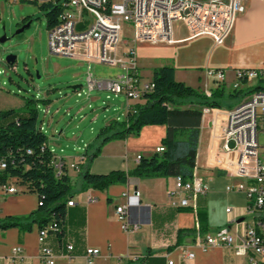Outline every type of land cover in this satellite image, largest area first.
I'll use <instances>...</instances> for the list:
<instances>
[{
  "label": "crops",
  "instance_id": "crops-1",
  "mask_svg": "<svg viewBox=\"0 0 264 264\" xmlns=\"http://www.w3.org/2000/svg\"><path fill=\"white\" fill-rule=\"evenodd\" d=\"M175 40L174 44L137 46V66L144 81H152L154 69L169 66L175 69L178 82L205 94L219 87L230 88L237 70H264V0L240 2L233 28L221 45L206 35L189 38L183 26H176ZM138 51L142 54L138 55ZM210 70L223 71L225 84H218L208 74ZM145 73L150 74V79L145 78ZM141 104L142 101L126 98L124 107L114 110L109 118L105 116L103 128L114 121H125L129 112ZM228 110L223 108L221 113L211 111L203 116L194 173L208 183L209 192L198 197L189 208L174 206L173 202L178 200L169 197L176 178L130 177L127 183L114 184L104 190H82V175L70 165L76 164L80 168L86 163L85 152L78 153V145L86 144L87 152L91 144L84 141L86 132L81 131L72 141L57 125L52 132L53 145L49 146L69 165L68 175L72 179L70 201L74 205L67 208L63 233L48 232L45 240L56 264H88V249L100 252L93 264H140L142 261L144 264H250L247 257H238L222 247L204 251L194 245L198 230L204 237L222 229L242 234L243 222L249 217L245 194L227 190L239 180L221 168L226 161H220L223 154H220L215 127L225 121ZM93 111V114L85 115L84 107L79 109L80 117L85 115L83 122L88 121L91 131H95L93 126L100 120L99 116L93 117L97 110ZM105 113L110 112L106 110ZM165 136V126H147L138 137L111 141L91 162L90 173L108 175L132 171L138 166L139 157L150 158L157 153ZM63 139L73 146L67 148L69 152L62 148L58 154L54 144L58 146ZM136 191L140 192L139 198L134 196ZM38 205V196L23 190L18 194L0 195V221L27 216L37 210ZM121 206L127 208L130 224L136 226V230L128 233L122 229L116 215V209ZM228 208L232 210L230 213L226 212ZM39 235L40 229L36 225L31 231L18 228L0 230V264H42ZM68 246L74 249L69 251ZM17 247L22 249L19 256L14 253ZM185 249L192 251L195 257L184 259Z\"/></svg>",
  "mask_w": 264,
  "mask_h": 264
},
{
  "label": "built area",
  "instance_id": "built-area-1",
  "mask_svg": "<svg viewBox=\"0 0 264 264\" xmlns=\"http://www.w3.org/2000/svg\"><path fill=\"white\" fill-rule=\"evenodd\" d=\"M20 0H9L17 3ZM22 1V0H21ZM242 0H48L47 3L58 7L61 12L58 23L49 29V49L54 55L83 60L88 64H101L120 67L122 74L110 78H98L92 73L87 75V90L77 89L78 98L97 91H106L114 97L125 96L129 100L142 101L146 94L153 92L151 82L144 81L137 66V46L139 44H174L176 26H183L189 38L210 36L218 45L224 43L231 32L239 4ZM126 26L130 27L132 41L125 42ZM208 74L218 84H225L226 75L220 70H210ZM258 81L260 90L246 96L229 109L225 121L217 123L215 133L220 142V161H226L222 168L238 184L228 186L229 192H243L247 199L248 214L252 223L243 222L242 234L231 233L228 229L219 230L214 235L202 236L198 230L194 245L206 251L212 247L230 250L238 257H247L250 264H264V154L260 153L259 134L264 132V70H237L233 89L238 86L251 88ZM211 96V93H207ZM111 99V96L107 97ZM215 110V113H221ZM49 114V109L44 111ZM131 112H135L132 109ZM211 112L204 109L203 116ZM69 116V112H68ZM41 130L45 132V123ZM50 147V146H49ZM54 155L52 164L59 176L64 168H68L63 157ZM87 146L84 147L86 152ZM164 148H157L162 153ZM141 160V157L138 158ZM70 167L77 171L76 164ZM7 168L6 160L0 159V173ZM14 180L2 182L0 179V195H13L22 192L13 183ZM209 192L208 183L194 173L189 182L177 177L175 187L169 191L173 205L189 208L193 202ZM134 196L140 197L136 191ZM74 202L69 201L68 206ZM232 210L228 208L227 213ZM116 215L125 232L137 229L130 224L126 207H118ZM49 229L40 230V260L42 264H56V258L45 240ZM73 246H68L72 251ZM16 255L22 249H14ZM99 250L88 249V264H93ZM184 259H193L195 254L189 249L183 250ZM169 264H173L170 262Z\"/></svg>",
  "mask_w": 264,
  "mask_h": 264
},
{
  "label": "trees",
  "instance_id": "trees-1",
  "mask_svg": "<svg viewBox=\"0 0 264 264\" xmlns=\"http://www.w3.org/2000/svg\"><path fill=\"white\" fill-rule=\"evenodd\" d=\"M45 13L47 28L58 23L61 10L50 4L40 5ZM151 89L141 105L135 106V112H129L125 121L111 122L103 128L96 138L93 149L84 153L86 163L80 165L83 178L82 190H104L114 184H125L130 177L139 179L177 178L189 182L194 177L200 144L204 109L222 110V99L227 89L219 87L211 96L194 89L175 79V69L164 66L153 70ZM234 90L229 94L241 102L246 96L260 90L251 87ZM76 91V90H75ZM231 105L229 109L233 108ZM23 115L21 110H0V159L6 160L7 168L0 173L2 182L14 180L17 186H23L24 192L36 194L39 198L37 210L23 217H9L0 221V230L18 228L31 231L33 226L40 230L52 225L58 235L63 233L68 202L71 198L72 179L64 168L61 175L56 174L52 164L54 155L48 143V137L41 130L37 101L28 99ZM165 126L166 136L161 141L162 153L150 158H141L138 166L129 172H112L108 175L90 173L91 162L101 154L102 148L115 140H127L138 137L144 127ZM204 220V215H200ZM205 229V224H202ZM191 233V232H189ZM142 261L140 264H144Z\"/></svg>",
  "mask_w": 264,
  "mask_h": 264
},
{
  "label": "rangeland",
  "instance_id": "rangeland-1",
  "mask_svg": "<svg viewBox=\"0 0 264 264\" xmlns=\"http://www.w3.org/2000/svg\"><path fill=\"white\" fill-rule=\"evenodd\" d=\"M47 2L48 0H20L10 3L9 0H0V110L17 109L25 115V102L34 99L38 105L39 122L45 123L49 145H53L52 132L58 125L59 130H65L70 140H74L81 131L86 132L84 141L91 144L89 149L92 150L104 126L105 116L109 118L114 114V110L124 107L126 98H116L106 91L97 90L90 93V98L86 95L78 98L72 87L82 86L87 90L88 73L106 79L118 76L123 71L120 67L88 64L83 60L52 54L49 49V29L45 13L40 9V5ZM124 41H132L129 26H126ZM141 54L138 51V55ZM9 56L15 57L14 66L8 64ZM146 74L145 78L150 79V74ZM259 84L255 81L251 87H257ZM226 89V97L221 100L224 109L239 103L238 100L229 98V94L234 93L233 86ZM108 96H111V99H108ZM83 107L85 115L97 110L93 117L99 116L100 120L93 126L95 131H91L88 121L83 122L84 114L80 117L79 109ZM47 109L48 115L44 112ZM106 110L110 113H105ZM63 140L58 146L54 144L58 154L62 148L69 152L67 148L73 146V143L69 144L66 139ZM259 144L262 147L260 153L264 154V132L259 134ZM85 146L86 144L80 143L78 153H84ZM19 187L24 189L23 186ZM246 220L248 224L252 223L250 216Z\"/></svg>",
  "mask_w": 264,
  "mask_h": 264
},
{
  "label": "water",
  "instance_id": "water-1",
  "mask_svg": "<svg viewBox=\"0 0 264 264\" xmlns=\"http://www.w3.org/2000/svg\"><path fill=\"white\" fill-rule=\"evenodd\" d=\"M15 60H16V59H15V57H13V56H9V57L7 58L8 64H10L11 66L14 65ZM79 88H81V86H75V87H72L73 90H77V89H79Z\"/></svg>",
  "mask_w": 264,
  "mask_h": 264
}]
</instances>
